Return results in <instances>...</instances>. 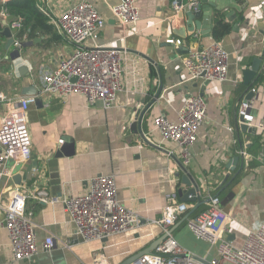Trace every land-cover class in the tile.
I'll use <instances>...</instances> for the list:
<instances>
[{
	"label": "crops",
	"instance_id": "0c3cea01",
	"mask_svg": "<svg viewBox=\"0 0 264 264\" xmlns=\"http://www.w3.org/2000/svg\"><path fill=\"white\" fill-rule=\"evenodd\" d=\"M13 1L6 3V16H0V66H5L0 68V83H5L6 93H1L6 97L20 96V67H31L36 88V71L39 68L52 71L59 60L74 48L60 34L61 42L48 41L49 35L35 29L30 38L27 34L18 35L21 42L20 49H17L19 57L11 59L9 55L15 48L11 45L5 48L6 39L1 31L14 20L8 13V3ZM78 1L36 0L38 8L53 17ZM86 1L95 6L106 22L100 31L99 43L125 52L136 60L141 68L136 72L138 81L134 84L129 82L131 74L125 70L124 89L116 94L114 104L107 109L100 102L88 104L79 94L65 98L46 96L28 106L25 116L31 157L21 163L20 174L23 175L33 159H37L40 166L29 172L19 186L25 195L26 211L31 214L38 252L28 260L13 261L6 231L0 227V264H97L101 258L108 264H121L162 236V230L153 220L160 218L165 196L184 187L181 183L184 173L200 186L202 198L196 215L205 208L207 196L217 195L214 194L217 190L221 193L220 210L227 216L225 238L239 246L248 227L242 229L235 224L237 216H245V212L254 209L259 214L263 211L264 220V166L261 161L264 149V79L255 88L251 111L255 121L262 122L263 128L253 126L254 131L242 132L238 127L237 113L238 104L246 93L242 71L250 67L254 57L264 56V5L260 4L263 0H212L215 7L212 9L211 29L217 11L230 25L229 33L218 40L228 53L227 77L222 82L188 78L182 65L183 58L214 39L211 29L207 34L199 31L185 33V37L173 33L170 21L179 11L173 7V2L177 4L178 0H137L139 20L132 26H123L115 21L110 7L117 0ZM179 1L187 3L186 0ZM178 30L183 32L181 27ZM169 38H179L182 44L166 43ZM23 41L29 42L25 48H22ZM27 72L30 73L28 68ZM160 85L162 89L158 99L141 120L143 139L130 129L134 114L136 109L145 107L152 100ZM201 92L206 115L197 130L189 163L184 165L177 156L166 153L173 145L161 143L159 133L153 129L152 119L161 115L174 120L183 98ZM3 113L4 108L0 105V119ZM67 137L73 140V153L58 160L57 172L49 173L45 161L65 145L64 138ZM235 157L237 160L234 162ZM99 174L114 176L117 200L137 212L140 220L136 227L125 233L82 242L61 204L38 201L35 193L44 189L52 195L54 185L51 182L57 179L59 196L83 194L88 188V180ZM14 185L11 178L0 176V207L10 201ZM229 192H232V197L222 204ZM188 207L193 208L194 204L189 203ZM189 213L186 212L182 218ZM2 215L0 211V219ZM182 218L175 222L177 226L171 232L179 245L193 257L205 261L214 257V247L197 239L185 224H180L184 220ZM47 235L53 236L56 246L43 250L40 244Z\"/></svg>",
	"mask_w": 264,
	"mask_h": 264
},
{
	"label": "built area",
	"instance_id": "2783aa9c",
	"mask_svg": "<svg viewBox=\"0 0 264 264\" xmlns=\"http://www.w3.org/2000/svg\"><path fill=\"white\" fill-rule=\"evenodd\" d=\"M8 1L13 0H0L2 17L6 16L5 6ZM186 1L190 6L198 0ZM136 2L137 0H117L110 7L118 24L132 26L137 23L139 10ZM260 4L264 5V0ZM176 6V2H173V7L177 8ZM39 10L48 17L57 33L73 44L74 48L59 60L52 71H43L41 68L36 71L35 95L6 97L0 93V105L4 108L0 119V176L7 178L12 176L10 169L5 167L8 160L23 163L31 157L25 116L30 104L46 96L65 98L70 94H79L88 104L100 102L107 109L114 104L116 94L124 89L125 70L131 74L129 82L132 84L137 83L136 72L141 71L138 62L129 58L125 52L99 43L100 31L106 22L91 2L80 0L54 17L44 9ZM6 26L10 30L12 48L20 49V21L14 19ZM166 43L180 46L182 41L179 38H169ZM182 65L189 79L222 82L227 77L228 53L218 40H212L188 52ZM27 68L32 77L33 70L30 66ZM251 90L256 93L255 88ZM254 101L253 96L246 102H239L237 113L248 126L262 129V122H256L251 113ZM205 115L206 104L202 96L187 95L175 111L174 120L161 115L152 119L153 129L159 133L161 143L173 145L171 149H167L168 155L177 156L184 165L189 163L191 147ZM241 153L247 156L243 151ZM261 161L264 166V149ZM35 198L50 205L60 203L74 225L76 236L82 242L125 233L136 227L140 220L137 212L124 207L117 200L116 183L112 174H99L90 178L83 194L53 196L40 189L36 191ZM207 198L205 208L185 222V226L197 239L207 242L216 250V255L206 260L207 264H264V220L249 228L242 243L235 246L225 238L228 232L227 216L220 210L219 197L210 195ZM188 208L186 202L179 200L177 193L167 194L160 218L153 220L166 237L151 252L142 254L129 264H204L195 260L169 233L170 227ZM0 211L3 214L0 227L6 231L11 259H30L38 252V244L31 214L26 211L25 195L19 185H14L10 201L0 207ZM55 246L56 241L51 235L45 236L40 244L43 250H50ZM97 261V264H108L104 258Z\"/></svg>",
	"mask_w": 264,
	"mask_h": 264
},
{
	"label": "water",
	"instance_id": "95a60500",
	"mask_svg": "<svg viewBox=\"0 0 264 264\" xmlns=\"http://www.w3.org/2000/svg\"><path fill=\"white\" fill-rule=\"evenodd\" d=\"M215 7V4L212 0H198L193 5H187L181 3V1L178 0L177 3V10L175 17L171 19L170 23L173 27V33L180 37H185L187 33H194L196 31H199L202 34H207L210 32L211 29V16H212V9ZM228 19H230V16H226ZM181 27L183 32H179L178 28ZM186 33V34H185ZM1 34L6 39L5 48L8 49L12 43L10 30L7 26L3 27V30L1 31ZM9 57L11 59H15L19 57V52L17 49H14L11 51ZM260 71H264V56L261 57H254L251 61V65L249 68H246L242 71L243 74V84L246 86V93L243 96L242 101L246 102L250 100L253 96L255 97V94L251 90L252 81L259 75ZM18 75L20 77V96H30L35 95L37 93V90L35 86L33 85V79L28 74L27 68L25 66H22L18 69ZM162 86L160 85L158 88L157 93L154 95L152 100L145 105L143 108H138L135 111L134 114V121L131 124V130L135 133H138L141 138L145 139L142 133V130L140 128L142 117L144 116L145 112L150 108L152 104L156 102L158 99L160 92H161ZM200 96H203L202 92L199 94ZM238 127L242 132H251L254 131L253 126H248L243 117L239 115L238 117ZM65 145H62L59 147L55 152L52 158L45 161V164L47 166L49 173H55L57 172V164L58 160L63 157H69L73 153V140L71 138H64ZM237 160V158H234V162ZM5 165H7L9 168L12 169V176L11 179L15 185H20L22 180L26 179V176L29 172L32 170H37L40 166L37 159H33L31 163L25 168L23 171V175L20 174L21 171V163H14L12 159L8 160ZM54 185V188H52V195L53 196H59L60 192V186L59 181L54 180L51 182ZM181 183L184 185L183 188H179L177 190V195L182 202L187 203H193L194 207L192 210H195L202 198V193L200 191V186L198 183L187 173H184L181 175ZM227 185V183L224 185V187ZM232 192H229L226 197L223 199L222 204L230 199L232 197ZM208 201V198L206 197L204 202ZM184 219L187 217H183ZM182 218V219H183ZM177 226V223H175L170 229L169 233L173 231V228ZM166 237V234H162L156 241L151 243L147 248L139 252L138 254H135L134 256L128 258L127 260L123 261L121 264H129L130 262L136 260L139 256H141L144 253H149L153 250V248L164 238ZM195 260L203 262L204 264H207L205 260H202L200 258L194 257Z\"/></svg>",
	"mask_w": 264,
	"mask_h": 264
},
{
	"label": "trees",
	"instance_id": "16d2710c",
	"mask_svg": "<svg viewBox=\"0 0 264 264\" xmlns=\"http://www.w3.org/2000/svg\"><path fill=\"white\" fill-rule=\"evenodd\" d=\"M10 4V14L13 19L18 20L22 24L20 34H27L30 38L34 34V30L38 29L41 33L49 35L48 41H58L60 40V35L56 32L53 25L49 22L48 18L39 11L36 0H15ZM230 25L227 24L222 19L220 12H215L213 26L211 29V36L214 40H219L221 37L229 33ZM1 37V35H0ZM28 41L22 42V48H25L28 45ZM264 79V72L260 73L252 82L250 88H256L261 81ZM250 167V163L247 168ZM214 194L219 197L220 192L214 191ZM187 203V202H186ZM189 204V203H187ZM188 208L187 212H190L187 218L194 217L197 212ZM192 211V212H191ZM182 218V217H181ZM179 218L178 220H181ZM186 220H182L180 224H185Z\"/></svg>",
	"mask_w": 264,
	"mask_h": 264
},
{
	"label": "rangeland",
	"instance_id": "374dc122",
	"mask_svg": "<svg viewBox=\"0 0 264 264\" xmlns=\"http://www.w3.org/2000/svg\"><path fill=\"white\" fill-rule=\"evenodd\" d=\"M8 13L10 14V8L8 9ZM58 42H61V40H59ZM0 49H2V43H1V41H0ZM4 67L5 66H3V67L0 66V68H4ZM4 84L5 83H0V93L1 92L2 93H6L5 92V85ZM250 209H253V208H250ZM262 212L259 214V212L254 211V209L253 210H248V212H245V216H241V217H240V215L237 216V219L234 221V223L237 224L238 226H240V228H242V229L248 227L247 228V230H248L249 228H252L257 223H259V221H262V219H263ZM247 230H246V232H247ZM245 235H244V237H245ZM236 241H238V240L236 239Z\"/></svg>",
	"mask_w": 264,
	"mask_h": 264
}]
</instances>
